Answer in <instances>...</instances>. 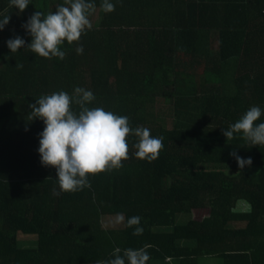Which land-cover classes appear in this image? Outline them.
Wrapping results in <instances>:
<instances>
[{"label":"trees","instance_id":"obj_1","mask_svg":"<svg viewBox=\"0 0 264 264\" xmlns=\"http://www.w3.org/2000/svg\"><path fill=\"white\" fill-rule=\"evenodd\" d=\"M90 2L92 28L65 41L60 60L27 49L23 25L64 0H30L22 13L0 0V19L11 17L0 30V101L7 87L25 92L24 108L0 114V264H96L114 259L117 247L145 245L147 264H264V146L223 135L252 106L264 123V0H111L110 13L102 0ZM16 36L25 48L11 53ZM76 87L94 94L89 108L162 137L158 157L136 158L138 138L129 135L123 167L60 191L56 169L41 163L45 125L29 119V104ZM161 100L170 103L168 120L157 114ZM234 150L252 165L241 171ZM133 216L140 236L127 227ZM19 234L35 235V246L20 247Z\"/></svg>","mask_w":264,"mask_h":264},{"label":"clouds","instance_id":"obj_2","mask_svg":"<svg viewBox=\"0 0 264 264\" xmlns=\"http://www.w3.org/2000/svg\"><path fill=\"white\" fill-rule=\"evenodd\" d=\"M30 4V0H10V7L14 6L22 13ZM101 8L105 13L115 10L111 0H102ZM96 5L90 0H64L54 12L45 15L36 11L23 25L32 37L27 49L43 58L57 57L63 60L66 53L61 45L78 42L86 30L92 28L89 16L95 12ZM10 16L0 19V30L10 22ZM25 40L19 36L7 41L11 53L25 48ZM83 46L76 48L77 54H83ZM18 68L22 64L16 65ZM95 96L90 90L76 87L72 95L60 91L50 95H43L36 99V103L29 104L31 115L29 119H40L44 122V129L39 134V153L42 165L56 169L59 189L62 192H76L90 187L88 177L101 172L123 167L122 161L129 158L127 137L134 135L138 142L135 156L149 162L155 160L163 148V138L153 137L148 128L130 127L127 116L116 115L102 107L89 108ZM79 106V112H74L72 105ZM262 110L252 106L240 119L224 129L223 135L227 140L234 138V134H241L242 138L253 146H264V123L257 124L261 118ZM235 157L241 171L245 166H251L253 161L246 160L237 155L234 150L230 153ZM54 195H59L55 188ZM125 222L123 213L116 215V223ZM141 218L133 216L127 219V227H135L134 236L143 234L140 227ZM149 246L139 249L115 248L108 261H97L96 264H147L150 256L147 252ZM123 251V255L121 252Z\"/></svg>","mask_w":264,"mask_h":264},{"label":"crops","instance_id":"obj_3","mask_svg":"<svg viewBox=\"0 0 264 264\" xmlns=\"http://www.w3.org/2000/svg\"><path fill=\"white\" fill-rule=\"evenodd\" d=\"M100 18H101V15H94L93 22L99 21ZM9 81H14V80H9ZM10 94L17 96L16 100H10L11 98ZM23 94H25L23 89H17L16 91L11 92L9 88L7 87V90L6 89L2 90L1 92L2 100L0 101V114L9 113L10 108L11 109L16 108L17 110H19L20 107L21 109L22 107L24 108V106L20 104V101L22 100L21 95Z\"/></svg>","mask_w":264,"mask_h":264},{"label":"rangeland","instance_id":"obj_4","mask_svg":"<svg viewBox=\"0 0 264 264\" xmlns=\"http://www.w3.org/2000/svg\"><path fill=\"white\" fill-rule=\"evenodd\" d=\"M201 72V71H200ZM170 103L165 100H161L157 105V114H160L161 117L169 118L170 117ZM168 120V119H167ZM256 169H249V172L255 173ZM37 241V237L35 235H18L19 246L22 248H31L34 247Z\"/></svg>","mask_w":264,"mask_h":264},{"label":"built area","instance_id":"obj_5","mask_svg":"<svg viewBox=\"0 0 264 264\" xmlns=\"http://www.w3.org/2000/svg\"><path fill=\"white\" fill-rule=\"evenodd\" d=\"M167 262H172V259H171V258H168V259H167Z\"/></svg>","mask_w":264,"mask_h":264}]
</instances>
